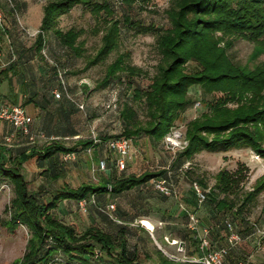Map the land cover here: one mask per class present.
Listing matches in <instances>:
<instances>
[{
	"label": "trees",
	"instance_id": "1",
	"mask_svg": "<svg viewBox=\"0 0 264 264\" xmlns=\"http://www.w3.org/2000/svg\"><path fill=\"white\" fill-rule=\"evenodd\" d=\"M113 1L120 6L119 19L113 18V13L117 12L113 10L112 0H48L42 8L43 15L32 50L42 63L46 64L47 59L42 55V51L46 47V37L53 34L67 58L82 56L84 42L78 39L84 32L75 29L62 32L57 28L61 16L69 13L75 6L82 5L94 19L100 20L99 26L104 24L101 45L86 63V68L101 64L117 50L122 24L133 30L136 28L138 33L156 34L155 45L160 58L155 66V73L149 84L143 85L142 71L126 63L125 55L120 54L106 68L104 77L97 83V89H105L115 82L123 84L122 75L127 78L124 83L126 100L119 112V134L98 138L90 132L95 135L98 141L96 144L93 143L91 135L88 139L76 140L72 146H66L62 141L76 139L77 134L58 140L59 138L51 139L52 137L43 132L31 131L35 135L44 134L45 144L34 148L38 140L34 144H28L21 138L31 147L17 153L5 144H0V182H6L12 193L3 210L5 218H0V227L10 235H14L20 227L27 231L22 256L1 264H144L147 261L152 264H192L170 260L155 247L147 230L142 226H137L136 230L146 234L148 241L144 237L134 239L136 234L132 232L130 224H134L136 217L151 215H136L130 222L124 217L126 212L121 211L119 206L116 208L117 216H113L115 207L112 211H108L107 207L134 190L148 193L147 188L153 189L151 181L155 179L167 178L173 187L174 174L180 172L186 162L201 152L225 153L232 149H249L264 159V61L256 63L264 54V0H171L166 10L169 28L164 30L143 25L134 19L136 3L147 0ZM8 11L13 17L15 10L13 13ZM99 26L97 22V28L93 29L95 33L100 31ZM222 32L252 42L254 47L249 59L252 67L248 66L250 63L243 66L233 63L225 49H217L220 40L213 35ZM192 64L195 69L188 68V65ZM48 68L49 82L46 81L48 88L46 87L45 93L51 90L53 80L57 83L56 89H59L58 71L63 73L65 82L64 71L56 64ZM193 86L202 91L204 97L201 102L207 112L186 124L185 138L188 143L184 149L177 152L170 164L173 176L166 169L144 171L137 175L124 174L129 159L126 160V168L118 171L115 168L116 155L108 152L105 144L110 140L127 139L132 149L137 139L142 137H146L153 144L161 142L174 123L193 104L188 99V92ZM66 87L70 95L67 84ZM246 92H251L255 98L247 104H238V101H241L238 100L239 95ZM212 94L220 96L210 101L205 100ZM42 97L47 100L45 95ZM70 97L72 98L71 95ZM72 100L74 101L73 98ZM129 100L143 108L142 119ZM68 101L77 108L75 103ZM98 147L102 153L101 159L96 157L95 150ZM88 149L94 152L97 167L103 160L106 170L114 168L118 175L114 172L103 175L97 171L101 174L97 175L98 178L94 182L82 183L76 188L64 186L54 190L45 200L40 198V192L28 189V182L23 174L24 165L28 161L35 158L39 167L49 162V169H45L41 174L52 185L60 177L59 166L64 164L61 160L60 165L54 164L55 156L61 157L64 153H75L77 156V151L84 152ZM191 173L186 171L185 178L192 177ZM248 178V167L238 162L233 170L221 168L214 175V184L211 187H208L202 178L190 180L195 212L189 213L182 205L178 211L163 206L160 222H183V230L169 229L172 239L176 238L184 247L185 256H193L194 251L198 249L200 223L195 215L202 207L208 210L209 223L207 227L200 224L204 228H199L200 231L207 230V238L214 250L226 245L228 223H231L232 230L239 234L241 239L253 235L254 224H249L244 216L264 191V176L258 179L250 190H244ZM194 183L205 193L206 200L202 205H198L195 200L192 189ZM156 194L162 202L169 198L158 192ZM97 199L105 200L107 204L99 205ZM80 201H86L87 206L92 205L89 207L94 213L105 217L112 229L105 231L91 225L77 231L75 227L56 217L55 211L60 203ZM185 202V205H189L187 200ZM143 207L148 209L145 205ZM189 215H194L197 219L196 231L189 228ZM190 241L192 246H196L193 251L186 247V242ZM239 246L240 243L229 248L224 264H243L240 257L245 255L238 249Z\"/></svg>",
	"mask_w": 264,
	"mask_h": 264
},
{
	"label": "rangeland",
	"instance_id": "2",
	"mask_svg": "<svg viewBox=\"0 0 264 264\" xmlns=\"http://www.w3.org/2000/svg\"><path fill=\"white\" fill-rule=\"evenodd\" d=\"M47 1L48 0H12L13 8H11L5 0H0V12L4 16V29L6 30L8 39L15 52L16 60L17 54L14 45L16 46V44L20 43L25 50L33 45L38 30H32L30 27L38 26V19L42 15V8ZM108 1L111 2V0ZM170 1L171 0H147L143 3L137 2L134 9L136 13L134 19L143 25L158 28V30L169 28L166 10L169 8ZM112 3L114 7L113 10L117 12L116 14L113 13V18L119 19L120 6L116 3L114 4L113 0ZM20 5L26 6V13H23L24 16L21 14ZM8 10H11L12 13L13 10H15L13 17L9 14ZM97 22L99 26L100 20L94 19L84 6H75L69 13L59 18L57 28L62 32H66L69 29L82 30L84 32L78 39V41L84 42L83 55L80 57L67 58L66 53L60 48L54 35L49 34V36L46 37V47L42 51V55L47 59V63L44 64L42 61H38L34 64H26L27 71L30 73L29 76H33L34 73L37 74V72L40 73V76L39 74L36 75L34 82L37 87L45 91L48 88L46 81L49 80L48 66L50 67L56 64L59 69L64 71L65 82L68 86L70 95L74 101L83 106V111L78 110L69 115V121L72 122L76 129L78 137H76V139L72 138L68 139V141H62L66 146H72L76 140L88 139L89 136H91L90 132H93L98 138L104 135H116L121 132L119 112L123 102L126 100V95H124L126 85L124 83L127 78L122 75L123 84L115 82L105 89L96 88L97 83L104 77L106 68L118 55H125L126 63L142 71L141 75L143 79L141 82L145 86L149 84L150 79L154 75L155 66L160 58V54L157 52L155 45V33H138L135 27H133L135 28V30H133L121 24L117 50L112 52L101 64L86 68L85 66L88 60L92 58L99 49L101 37L104 33L103 23L99 26L100 31L98 33L94 32L93 29L97 28ZM22 28L28 31L30 35L26 34ZM213 37L220 40L217 49H225L227 56L233 63L241 66L250 63L249 59L254 47L251 41L244 40L241 37L237 38L223 32L217 33L213 35ZM2 40L3 38L0 36V42ZM0 46L2 47L3 45L1 44ZM6 51L7 49L3 50L4 61L7 63L10 56L6 54ZM16 60L11 64L16 62ZM262 61H264V54L256 60V63ZM248 66L252 67V63ZM188 68L195 69V65H188ZM43 84L45 85L43 86ZM56 88L57 83L53 80L50 93ZM42 89L39 91L43 94ZM219 96L220 94H212L210 98L207 97L205 100L209 99L210 101ZM203 97L199 87H191L188 92V99L193 102V104L181 115V118L174 123L173 128L161 142L153 144L146 137H142L139 140L137 139V142L131 149L130 159L127 162V169L123 171V173L137 175L144 171L166 169L169 174L173 176L172 174H174V172L172 173L170 164L177 152L184 149L188 143L185 138L186 124L207 112L205 106H203L201 102ZM253 98L255 97L251 92L241 93L238 98V100L241 101H238V104H247ZM129 102L133 106V109L138 112L139 118L142 119L144 117L143 108L131 100H129ZM236 103L237 102H235V105ZM55 108L57 107L53 104L52 113L54 114L57 113ZM37 142H39L38 145L45 143L44 140H38ZM92 149L90 153H87V151H77L78 155L75 162L62 164L61 167L59 166L61 170L60 176L61 174L62 176L60 181L56 182L57 184H52L53 188L61 186V183H67L70 187H77L82 182H94L96 178H98L97 175L101 173H98L96 170L97 162L94 159V152ZM238 162L243 163L249 169V178L244 186V190H250L255 185L256 181L264 176V159L255 155V153L249 149H232L225 153L201 152L186 162L180 172L174 174V180L173 177L171 178L174 185V195L167 198L166 202H162L158 194L150 187L147 188L148 193L137 189L112 202L115 207L113 216H117L116 208L119 206L121 211L126 212L124 217L127 221H133L132 217L136 215L148 213V215H151V217L155 218L158 222L160 221V217L162 218L161 213L164 211L163 206H168V208L172 207V210H178L181 205L186 208L185 200L188 201L189 205H192V207H187L188 210L190 209L189 213H193L195 212L193 211L195 203L191 194L192 192L190 193V180L202 178L207 186L211 187L214 184V175L221 168L224 167L227 170H233ZM186 171L192 172V177H188V179L185 178ZM107 172L106 170L102 171V173L106 175ZM110 172H114L118 175V172H116L114 168H112ZM24 177L28 182V189L30 191L40 192V198L44 200L48 198L47 192H49V190L46 188H49L50 183L35 169L33 161H29L24 165ZM1 183H3L4 189L2 191L0 189V218H5L3 210L12 197V193L11 187L7 185L6 182ZM76 204L75 202L60 203L55 211L56 217L62 222L74 226L77 231H82L91 225L98 226L105 231H110L112 229V227L108 226L98 214L94 213L92 208L87 206L86 213H82ZM143 205L148 209L144 208ZM207 212V208L202 207L195 215L199 223L205 225V227H207L209 223ZM244 217L249 224H254L255 231L253 235H250V239L246 240L245 237V241L240 243L238 249L245 255L240 257V259H243L241 260L243 264H264V191L257 197ZM139 219L142 218L136 217L133 223L145 228V225L142 224L147 221L143 220L141 224V220ZM147 223L150 226H146L148 230H152L151 224L149 222ZM181 223L183 222H163L161 231L167 233V231H170L168 228H176L175 231L183 230L184 228ZM200 224L199 227L201 229L204 228L203 226L201 227ZM199 227L200 236L202 232ZM241 228L243 229L244 226H241ZM159 231L160 230H157V232ZM26 234L27 231L23 227H20L14 235H10L0 227V264L9 263L22 256L27 240ZM161 243L160 246L165 251L164 253L172 255L177 254L176 248H174L177 246L172 244L171 241L169 245L163 241ZM166 244L168 246H166ZM155 247L158 248L157 246Z\"/></svg>",
	"mask_w": 264,
	"mask_h": 264
},
{
	"label": "crops",
	"instance_id": "3",
	"mask_svg": "<svg viewBox=\"0 0 264 264\" xmlns=\"http://www.w3.org/2000/svg\"><path fill=\"white\" fill-rule=\"evenodd\" d=\"M20 10H21L22 15H23V13L25 14L26 13V6H24V5L21 6ZM27 10H28V8H27ZM42 15H43V13H42ZM42 15L38 19V23H39L38 26L37 27H33V26L30 27L32 30H38L39 29L40 22L42 19ZM0 36L3 38V40H2L3 42L2 41L0 42V45L1 44L3 45L2 47L0 46V50L3 51L4 49L6 50L7 48H6L5 35L1 32V30H0ZM14 48H15V51L17 54L16 62H14L13 64H9L6 68H3L0 71L1 72V74H0V104H2V103L15 104V105L17 104V105H20L21 107H23L25 112L32 118V124H31V131L32 132H43L44 134H46L49 137L57 138V139L59 138L58 140H62L63 138H68V137L71 138L74 134H77V131L74 128L72 122L69 121L70 120L69 115L71 113L77 112L78 111L77 108L75 106H73L66 99L62 98L61 100H56L53 97V92L56 89L54 91H52L51 93L49 91V94H45L44 89L37 87V85L34 82V79L36 78V75L39 74V76H40L39 72H37V74L34 73L33 76H29L30 73L27 71L26 64L30 65V64H34L38 61H41L39 59V57L37 56V54H35V52L32 50V45L30 47H28L27 50H25L21 46V44L18 43V44H16V46L14 45ZM6 54H8V52ZM4 60H5V58H4V53H3V61ZM29 79H31V80H29ZM40 89L43 90V94L39 91ZM43 95H45V98L47 100H45L42 97ZM53 104L57 107V108H55V110L57 111L56 114L52 113V105ZM12 131H13V128L11 127L10 124L0 121V144L3 143V138L6 135H8L9 133H11ZM76 136H78V134ZM39 142H37L33 147L38 148L39 146H41V145H38ZM8 147H10L14 153L26 150V148H30L29 146H27L24 143V141L21 139V137H19L16 141H14V143L11 146H8ZM95 151H96L95 152L96 157L98 159H101L102 153H101L100 148L99 147L96 148ZM76 159H77V156H76ZM30 161L34 162L35 169L40 174L45 169H49L48 168L49 162H45L42 167H39L37 165V161L35 158L31 159ZM75 161H73V162H75ZM53 162H54V164L58 163L56 165H60L59 155L55 156ZM73 162H71V163H73ZM110 171H111V169L107 168V170H106L107 174H109ZM23 174H24V172H23ZM102 174H104V173H102ZM61 176H62V174H61ZM61 176L59 177L57 182L60 181ZM82 183H84V182H82ZM82 183H80V184H82ZM2 184L3 183L0 182L1 191L4 189V186ZM60 185L61 186H57L55 188H53V186L50 185L49 188H46L47 190H49V192H47V194L49 195L50 193H53L54 190L61 189L64 186H69L67 183H65V184L61 183ZM71 188H76V187H71ZM62 203H64V202H62ZM68 203H70V202H68ZM97 203L99 205H101V204L105 205L106 201L102 200V199H97ZM76 205H78V203ZM88 206H90V205H88ZM185 206L187 208L189 205H185ZM183 211H185V209ZM82 213H84V212H82ZM100 217L102 218V220H104L105 223L108 224V226L111 227V225L109 224L110 222L105 217H103V216H100ZM141 218L142 219H139V220H141V222H143V220H145L151 224V226H152L151 233L148 232V230H147L148 228L146 226H144L145 227L144 229L147 230L150 239L153 241L154 245L158 247L157 249H159L161 252L162 251H163V253L165 252L162 249V247L160 246V244H162L161 243L162 241L168 243V245H169V242L172 240L178 242V240L176 238L172 239V237L170 236V231L169 232L167 231V233L165 231H161V225L163 224L162 222H160V221L157 222L156 219L153 217H141ZM130 225H131L130 227L132 228V232H134L136 234L134 239H136L137 237L138 238L144 237L145 239H147L146 241H148V237L146 234L139 233L138 230H136L137 225L132 224V223ZM134 228H135V230H134ZM157 230H160V231L157 232ZM168 230H170V229L168 228ZM245 239L246 240L250 239V236L246 237ZM242 241H245V240L242 239ZM186 243H187L186 247L189 249V251H193L196 249L195 248L196 246L191 245V241H190V243L189 242H186ZM168 245L166 244V246H168ZM174 248H176V247H174ZM199 256H200V253H199L198 249H196V251H194V253H193V256H191V257H199ZM144 264H152V262L147 261Z\"/></svg>",
	"mask_w": 264,
	"mask_h": 264
},
{
	"label": "built area",
	"instance_id": "4",
	"mask_svg": "<svg viewBox=\"0 0 264 264\" xmlns=\"http://www.w3.org/2000/svg\"><path fill=\"white\" fill-rule=\"evenodd\" d=\"M12 8V0H5ZM4 16L0 12V30L5 35L6 40V48L7 52L10 56L9 61L6 63L3 61V51L0 50V71L11 64L13 61L16 60L15 52L13 50V47L11 45L10 40L8 39V36L6 34V31L4 29L3 25ZM22 30L28 34L29 32L22 28ZM38 33V32H37ZM36 36V35H35ZM57 78L59 81V89H56L53 92V97L55 99H61V97H65L66 99L72 101L75 103L77 108L79 110H83V106L79 103H76L72 100L70 95L67 92V87L64 82L63 73L60 71L57 72ZM0 121L6 122L11 125L13 128V131L6 135L3 138V144L6 146H11L14 141H16L19 136L21 138H24L28 144H34L37 140H44L45 136L42 133L33 134L31 132V124H32V118L25 112L24 108L20 105L15 104H7L2 103L0 104ZM91 139L94 144H96L98 141L96 140V137L93 133H91ZM54 139V138H51ZM106 150L108 152H111L112 154L116 155L115 158V168L118 171H123L126 168V160L130 159V152H131V143L127 139H115L110 140L105 144ZM90 153V149L87 151ZM60 160L64 164H68L70 162H73L76 160V154L75 153H64L61 155ZM97 171H105L106 165L105 162L102 160L99 162L98 167H96ZM152 186L153 190L158 192L159 194L170 197L174 195V190L168 179H155L152 180ZM192 189L195 195V200L198 205H202L205 200L206 196L204 191L196 184L194 183L192 185ZM94 203L93 197H91V204ZM79 210L81 212H86L87 202L86 201H80L78 203ZM114 209V205L111 204L107 207L108 211H112ZM189 228L191 230L196 231L197 230V219L194 217V215H189ZM142 224V222L140 221ZM227 229L229 230L225 240L226 245L214 250L211 246L208 238H207V230H202V235L199 237V244H198V250L200 252L199 257H187L184 255V247L180 245L177 241H171L172 244L176 245V253H178L180 256L167 254L165 255L172 261L175 262H183V263H192V264H224L225 257L228 253V250L230 247L238 245L241 243L242 239L232 230L231 223L227 224ZM148 230V229H147ZM148 232L151 233V230H148ZM264 235V232H263ZM170 243V242H169Z\"/></svg>",
	"mask_w": 264,
	"mask_h": 264
},
{
	"label": "bare ground",
	"instance_id": "5",
	"mask_svg": "<svg viewBox=\"0 0 264 264\" xmlns=\"http://www.w3.org/2000/svg\"><path fill=\"white\" fill-rule=\"evenodd\" d=\"M143 225L150 227L149 224L147 222H143Z\"/></svg>",
	"mask_w": 264,
	"mask_h": 264
}]
</instances>
